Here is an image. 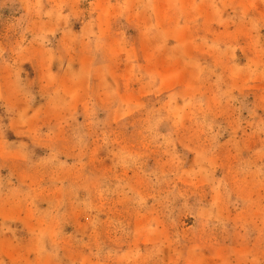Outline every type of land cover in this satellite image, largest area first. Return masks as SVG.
Instances as JSON below:
<instances>
[{
	"label": "rangeland",
	"instance_id": "1",
	"mask_svg": "<svg viewBox=\"0 0 264 264\" xmlns=\"http://www.w3.org/2000/svg\"><path fill=\"white\" fill-rule=\"evenodd\" d=\"M91 2L94 25L60 23L59 60L35 42L17 62L61 91L4 121L0 184L19 192L0 196V264H264V0ZM0 7L11 55L28 4Z\"/></svg>",
	"mask_w": 264,
	"mask_h": 264
},
{
	"label": "clouds",
	"instance_id": "2",
	"mask_svg": "<svg viewBox=\"0 0 264 264\" xmlns=\"http://www.w3.org/2000/svg\"><path fill=\"white\" fill-rule=\"evenodd\" d=\"M28 4V12L26 16L21 17L19 21L14 25V28L20 29V39L17 42L16 47L12 50L11 55H7L4 48L0 47V71L7 72V84H8V93L5 94V91L0 88V136L4 134V130L7 125H5V120H11L14 124L23 125L26 123V112L33 106H41L46 101V96L51 94L58 93L61 89L58 87V81L60 80V75L57 73H46L45 74V87L48 91L41 93L38 90L37 83L35 81H30L28 79H21L19 72L17 70V62L22 56L29 55L31 44L38 42L42 49V54L51 63L53 60H59L60 56L58 51H54L52 48L53 40H55L57 30L59 25L63 22L65 26V34L70 31V23L72 21H79L82 24L86 23L89 26L94 25L95 18L91 16V13L95 11V4L91 0H25ZM90 3L89 9H83L80 6L84 3ZM4 0H0V5H3ZM45 4L50 5L47 10H44ZM122 9L126 10L128 7V0H125L124 4L120 6ZM13 10H19V4L12 5ZM0 9H3L0 7ZM67 10V11H65ZM89 13V19L85 21L84 13ZM35 16L39 19V35H34L33 40L30 41L27 45L24 43L25 34L32 31V24H35L36 21H29L25 24L31 16ZM119 16H124L125 12L122 10ZM46 18V19H45ZM46 24L53 25L52 27L46 28ZM257 22H253V27H256ZM94 35V33H93ZM51 37V39H49ZM47 45V46H45ZM264 51V49H262ZM14 57V58H13ZM63 68V64L58 65ZM72 66L68 65L70 69ZM13 98L23 99L27 102L26 107L23 111L16 109L13 104ZM232 101H237V97L231 96ZM236 107V112L240 113L242 110H248L250 115L252 114L251 110L243 102H238ZM13 113H16V116H13ZM97 118H103V110H97ZM167 119V117H160L156 123L162 125V121ZM264 124V121L261 122ZM154 127V126H150ZM211 128V124L208 125ZM260 131H264V128H260ZM226 130L221 131L218 135H223ZM159 135V133H157ZM155 138V137H154ZM215 139V137H213ZM75 139L77 145L81 142V136L79 133L75 134ZM12 143H15L14 141ZM23 147V145H21ZM264 157V152L260 153ZM9 187L7 192L3 190V185L0 184V196L7 195L9 197H15L18 195L19 190L15 186H11V181H9ZM109 255H112L109 253Z\"/></svg>",
	"mask_w": 264,
	"mask_h": 264
}]
</instances>
